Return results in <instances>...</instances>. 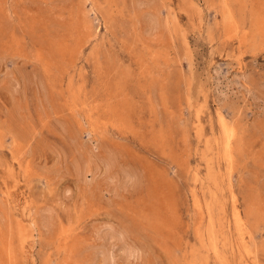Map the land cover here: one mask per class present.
I'll use <instances>...</instances> for the list:
<instances>
[{
	"label": "rangeland",
	"instance_id": "1",
	"mask_svg": "<svg viewBox=\"0 0 264 264\" xmlns=\"http://www.w3.org/2000/svg\"><path fill=\"white\" fill-rule=\"evenodd\" d=\"M105 224L264 264V0H0V264H104Z\"/></svg>",
	"mask_w": 264,
	"mask_h": 264
},
{
	"label": "bare ground",
	"instance_id": "2",
	"mask_svg": "<svg viewBox=\"0 0 264 264\" xmlns=\"http://www.w3.org/2000/svg\"><path fill=\"white\" fill-rule=\"evenodd\" d=\"M187 3H189V1ZM182 7H183V5H182ZM188 8H187V12H189ZM180 10H182V9H180ZM195 13L197 14L196 11H195ZM190 14L191 13H189V15ZM187 15H188V13H187ZM125 175H126V178L130 179V180L133 179V177H134L133 173H131V172H127ZM105 228H106V230H105ZM105 228H104L105 231H102V232L98 231L96 234V236L101 241V244L98 247L96 253L102 255V257L104 258L103 260L105 262L104 264H117L118 260L125 262V263L130 262L131 259L134 260L136 258V256L138 255V250L136 247L130 245L125 240V236H124L123 231L116 230V229H113L111 227L107 229L106 224H105ZM102 263H103V261H102Z\"/></svg>",
	"mask_w": 264,
	"mask_h": 264
}]
</instances>
